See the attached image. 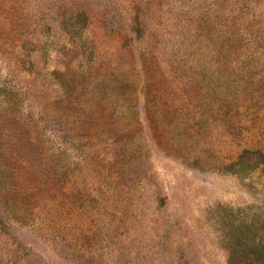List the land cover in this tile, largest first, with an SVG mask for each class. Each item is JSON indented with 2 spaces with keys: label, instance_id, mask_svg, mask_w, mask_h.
I'll use <instances>...</instances> for the list:
<instances>
[{
  "label": "rangeland",
  "instance_id": "374dc122",
  "mask_svg": "<svg viewBox=\"0 0 264 264\" xmlns=\"http://www.w3.org/2000/svg\"><path fill=\"white\" fill-rule=\"evenodd\" d=\"M0 264H264V0H0Z\"/></svg>",
  "mask_w": 264,
  "mask_h": 264
}]
</instances>
